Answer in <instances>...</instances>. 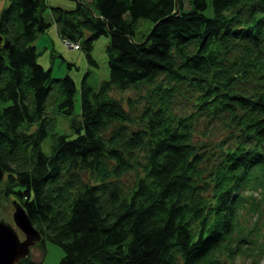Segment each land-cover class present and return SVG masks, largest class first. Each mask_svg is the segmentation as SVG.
<instances>
[{"label":"trees","instance_id":"16d2710c","mask_svg":"<svg viewBox=\"0 0 264 264\" xmlns=\"http://www.w3.org/2000/svg\"><path fill=\"white\" fill-rule=\"evenodd\" d=\"M50 21L89 63L107 36L77 112L72 76L35 59ZM0 35V197L55 264H264V0H6Z\"/></svg>","mask_w":264,"mask_h":264},{"label":"rangeland","instance_id":"374dc122","mask_svg":"<svg viewBox=\"0 0 264 264\" xmlns=\"http://www.w3.org/2000/svg\"><path fill=\"white\" fill-rule=\"evenodd\" d=\"M49 3L63 5L65 7H70L76 0H46ZM6 4V0H0V7ZM44 16L48 19H51L50 12L48 9H45ZM51 23L44 29L41 30L38 36L34 40V44L37 49V57H35L36 61L42 65H45L50 69L51 75L62 76L64 72L66 74H70L75 83V100L73 101V105L75 106L74 111L77 112L78 106V87H80L81 78H85L89 84H91L94 88L99 84V82L106 78L107 76V62L105 61V52H103V45L106 42V34L101 33L98 36L96 35L91 44L90 52L91 56L95 59V63L87 62L82 49L76 47L67 46L56 32L55 23L50 21ZM150 24L149 18L137 19L134 22L133 29L134 34L133 37H137L138 35L144 33L147 30V26ZM66 62H69L67 64ZM111 94L115 97H119L121 99L122 104L127 107L129 104L126 101V98L131 97V99H137V101L133 102L132 105V113L137 112L140 106V100L138 95L143 93V88L139 87L138 89H133L131 87H127V89H111ZM54 123L55 127L59 129V131H66L69 129V119L71 117L67 113H59L54 112ZM48 141L49 134H45L40 142V148L44 151L48 149ZM128 179H132L133 172H128L125 174ZM12 209V204L9 200H6L3 197H0V216L10 224L11 215L10 211ZM17 233L21 235V232L17 230ZM43 251L41 250V245L35 242L30 245L28 252V260L31 259L36 261V263L30 262V264H55L58 257H60V246L53 243V241L43 240ZM31 260V261H32Z\"/></svg>","mask_w":264,"mask_h":264},{"label":"water","instance_id":"95a60500","mask_svg":"<svg viewBox=\"0 0 264 264\" xmlns=\"http://www.w3.org/2000/svg\"><path fill=\"white\" fill-rule=\"evenodd\" d=\"M1 175L3 173L0 167V177ZM10 203L12 204L10 211L12 224L0 216V264H16L19 258H24L28 254L30 245L41 236L31 224L29 215L26 214L22 205L13 199ZM17 230L21 232V235L17 233Z\"/></svg>","mask_w":264,"mask_h":264},{"label":"built area","instance_id":"2783aa9c","mask_svg":"<svg viewBox=\"0 0 264 264\" xmlns=\"http://www.w3.org/2000/svg\"><path fill=\"white\" fill-rule=\"evenodd\" d=\"M61 39H62V41H63L64 43H66L67 46H70V47H72V46H73V47H77V44H78L77 42H75V41H72V42H71V41H67L64 37H62Z\"/></svg>","mask_w":264,"mask_h":264}]
</instances>
